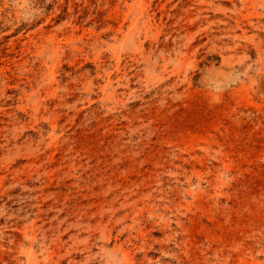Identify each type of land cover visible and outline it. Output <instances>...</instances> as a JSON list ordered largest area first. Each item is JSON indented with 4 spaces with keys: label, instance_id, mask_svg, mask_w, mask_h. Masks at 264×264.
Wrapping results in <instances>:
<instances>
[{
    "label": "rangeland",
    "instance_id": "obj_1",
    "mask_svg": "<svg viewBox=\"0 0 264 264\" xmlns=\"http://www.w3.org/2000/svg\"><path fill=\"white\" fill-rule=\"evenodd\" d=\"M0 264H264V0H0Z\"/></svg>",
    "mask_w": 264,
    "mask_h": 264
}]
</instances>
